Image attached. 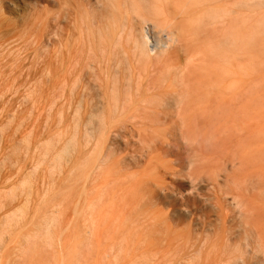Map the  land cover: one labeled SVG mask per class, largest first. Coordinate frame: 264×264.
I'll list each match as a JSON object with an SVG mask.
<instances>
[{
  "label": "rangeland",
  "instance_id": "obj_1",
  "mask_svg": "<svg viewBox=\"0 0 264 264\" xmlns=\"http://www.w3.org/2000/svg\"><path fill=\"white\" fill-rule=\"evenodd\" d=\"M139 1L140 5L137 4ZM131 3H134L133 9L139 8V12L151 20L149 24L153 27L154 15L150 14L151 11L150 17L148 12L146 13L148 5L142 4V0L138 2L132 0ZM162 4V9L167 8L165 2ZM64 6L67 7L63 5L60 13L55 0H0V264H167V262L179 264L178 257L175 259L177 254L174 253V257L169 253L171 250L166 247L165 241L169 235L165 237L162 228L156 230L153 227L152 230L155 222L151 218V210L148 212L140 201V206L143 207L141 209L135 202V195H132L134 196L132 198L127 192L125 196L127 206H122L124 203L121 193L122 180L117 178L119 165L131 162L133 158H140L147 152L144 158L153 157L152 153L158 148L162 149L164 145L172 143L171 140L175 138L173 126L171 128L169 123L152 125L153 123L149 121L151 125L148 122V125L147 123L145 125L136 120H127L125 123L121 122L124 123L121 125H117V120H112V124L103 123L104 127L97 121L96 124L90 123L89 116L96 104L90 99L98 93L95 85L99 83L94 84L91 80L92 84L89 81L86 75L88 69H85V66L83 68L85 60L82 58L79 66L83 69L81 72L83 76L78 77L79 83L76 85L78 91H82L83 99L85 95L82 107H76V103L72 106L61 103L62 99L58 96L60 94L55 92L57 91L55 60L57 40L66 37L67 30L70 29L68 20L65 19L69 7L64 8ZM79 7L81 8L80 11L78 10L79 26L83 25L81 30L86 31L85 27L89 26L90 33L97 35L95 23L99 22V18L97 19L99 14L98 9L95 8V1L93 0L91 5L86 4L84 8ZM73 9L74 6L69 11L72 12ZM130 13L129 18L135 16ZM93 19L96 21L94 22ZM219 21L217 27L211 31L214 38H212L214 46H211V51L216 48L215 46H217L216 50L218 49L212 53L208 52L211 53L209 57L216 54L214 58L211 57L212 60L206 56L208 53L205 55V50L204 55L199 53L192 63L195 65L191 64L192 68L190 67V72L185 73V77L175 73L178 70L174 67L173 61L172 67L167 66L169 71H166L169 73L163 71L159 73L160 76L153 75L151 79L148 78L143 82V87L155 86L159 83L158 79H162L160 87L163 86L167 90L178 83L176 87L181 84L179 88L184 85L182 88L195 89L208 84L207 88L220 91L215 97L211 96L212 98L208 99L209 104L207 103L211 104V107H216L217 118H214L212 123L201 125L210 129L223 127L222 134H217L220 139L217 141L219 142L217 152H220L227 142V156L236 158L240 155L235 161L237 163L235 169L238 170L236 173L255 181H263L261 183L264 184V138H262L264 137V67H260L258 62L253 60L254 57L248 56L250 61L246 57L248 62H245L247 68L244 67L241 71L239 69L242 67L237 68L239 63L233 58L235 52L230 51L231 49L228 51V47L224 48L225 50L219 49L217 44L226 34L225 31L231 30L232 23L230 24L228 20ZM126 40L124 42L130 44ZM226 50L230 52L233 60ZM223 51L227 54H223ZM219 54L224 56L221 58ZM226 56L236 64L237 70L233 62L232 64L226 61ZM179 61L181 67L186 63L183 59ZM232 71L236 73L232 75ZM180 75L182 83L177 79ZM209 76L213 77L211 78L213 84ZM176 79L179 81L176 82ZM215 79L218 80L217 87ZM105 80L109 83L111 81L107 78ZM71 83L72 86L73 82ZM221 87L226 90L224 93ZM226 92H228L227 96ZM217 95L220 97L218 98ZM213 98H216L217 104L222 105L221 109L218 108L219 105H215L216 100ZM220 101L223 103H219ZM98 126L103 127L101 133L97 131ZM105 126L111 127L104 132ZM117 126L120 128L119 134H117ZM221 138H225L226 142H222ZM160 156V165L170 160L164 159L163 154ZM239 158L242 159V165L238 163ZM157 161L158 159L154 160ZM153 170L152 167L136 170L133 181L140 183L141 179H151ZM188 187L189 185H185V189ZM201 190L206 195H212L214 191L204 184L201 185ZM261 195L260 199L263 200L264 192ZM226 198L223 203L225 211H229L227 207L232 204L231 196ZM258 205L264 208V200ZM231 206L230 209H233ZM182 213L184 211L177 206L175 216L178 217ZM145 217L150 221L153 220V223ZM158 217L162 219L164 216L159 214ZM51 220L55 221L54 224L50 222ZM141 224L143 226L149 224L148 226L151 227H143ZM140 227L148 230L145 231ZM138 229L141 232H137ZM130 233L131 235L135 233V236H131ZM155 239H159L158 243ZM154 242L157 244L152 247ZM119 244H123L122 251Z\"/></svg>",
  "mask_w": 264,
  "mask_h": 264
},
{
  "label": "bare ground",
  "instance_id": "obj_2",
  "mask_svg": "<svg viewBox=\"0 0 264 264\" xmlns=\"http://www.w3.org/2000/svg\"><path fill=\"white\" fill-rule=\"evenodd\" d=\"M92 1L55 0L57 10L60 13L63 5L69 7L65 19L68 20L70 29L67 30L66 37L63 36L57 40L55 60L57 68V91L55 92L60 94L58 96L62 99L61 103L68 106L76 103V107H82L85 95L83 99L82 91H78L76 86L79 83L78 77L82 78L83 76L81 73L83 69L79 66L82 58V60H85V62L83 61V68L85 66V69H88L86 75L89 81H94V84L99 83L95 85L98 93L94 96L90 95L92 96L90 100L96 103L95 109L89 116L88 121L90 123L97 121L101 126H103V123L108 125L112 120H117V125L124 124L127 120L140 121L145 125L148 121L152 122V125L155 123L158 125H160L159 123L163 125L169 123L171 128L173 126L175 136L171 140L172 143L167 146L164 145L162 149L158 148L154 153L151 152L154 154L153 157L144 158L148 154L147 152L144 156L138 157L139 159L133 158L130 160L131 162H125V164L123 163V165L117 167V178L122 180L121 193L124 202L122 206H127L125 196L129 193L132 198L134 197L132 195H135V202L139 206L143 202L141 204L146 210L148 212L151 210L150 213L152 214L150 215L155 222L152 230L153 227L156 230L162 228L164 231H162V234H166L165 237L169 235V238L167 237L166 241L163 240V243L164 241L167 242V249L175 250L169 253L172 255L177 254L174 257L175 259L178 257L179 264H264V208L258 205L264 200L260 199L261 194L264 192V184L261 183L263 181H255L250 177L243 176V174L236 173L237 163L235 161L240 155L236 158L227 156L228 147L225 138H221L222 142L226 143L223 147L221 146V151L217 152L216 149L219 147L217 141L220 140L217 134H222L223 127L217 129L211 127L210 129L201 125L202 123H212L215 120L214 118H217L216 107H211V104L208 105V99L212 98L211 96L215 97L220 91L215 90V88L212 90L211 87L207 88L206 85L208 84H205L206 87L203 85L195 89L182 88L184 86L182 84L183 86L179 88L181 84L176 87L178 83L175 84V87L171 88L170 86L167 90L162 85L160 87L162 79L157 80L159 86L155 84V86L152 85L151 87L150 85L149 87V83L146 81L148 87H143L145 80L168 70L169 67L167 66L172 67L171 63L173 61L175 62L174 67L178 70L175 69L177 71L175 73L178 75L182 74L184 76L187 71L190 72L195 57L199 53L203 54L204 50L206 55L211 51V46H214L212 45L213 34L211 31L217 27L216 24L220 23L219 20H228L230 24L232 23L230 25L231 30L229 32L224 30L226 34L221 35L223 37L217 44L219 49L228 47V51L231 49L230 51L235 52L233 58H235L236 63H239L237 68L242 67L239 69L240 71L244 69L246 57L249 60L248 56L254 57L253 60L257 61L260 67H264V0H142V4L149 7H145L147 8L146 13L149 14L151 11L150 14L154 15L152 16L154 19H152L154 21L153 27L149 24L151 20L140 13L139 8L135 7L133 9L134 6L132 5L134 3H131L132 0H94L95 8L98 9L99 14L97 19L99 18L98 21L100 22L99 25V22L95 23L98 36L96 33H90L89 26L85 27L86 31L81 30L83 25L82 27L79 26L78 15L81 9L79 6L84 8L86 4L91 5ZM162 2H165V5L167 4V8H164L166 11L161 8ZM137 4L140 5V1ZM72 5L74 9L71 12L69 9L73 7ZM67 7L64 6V8ZM152 9L154 13H152ZM130 12L135 14V16L132 15V19L129 18L131 16ZM214 33L216 32L214 31ZM214 36L216 35L214 34ZM125 40L129 41V46L124 42ZM203 46L205 49H201ZM215 47L217 48V46ZM216 48L212 51H217ZM225 53L223 51V54ZM202 54L200 55L202 56ZM210 54L208 53L206 56ZM215 55L212 54L211 57L214 58ZM220 56L222 58L224 55ZM228 56L232 58L230 52ZM211 57L209 58L212 60ZM229 57L226 56V61L230 59ZM182 59L184 62L186 61V63H183V67L179 63V60ZM197 59L199 60V58ZM228 61L231 62V60ZM231 63H229V66L234 62ZM166 73L169 72L166 71ZM235 73L233 72L232 75ZM179 77L177 79L180 80L182 76ZM209 77L212 81L211 78L213 77ZM105 78L114 81L109 83ZM177 79L176 82L179 81ZM216 81L218 80L215 79ZM71 82H73L72 86ZM180 83H182L181 80ZM215 84L217 87V82ZM223 88L221 87V89ZM225 91L223 89L222 93ZM227 93H225L226 96ZM223 97L224 95L222 99ZM213 99L216 100V98ZM58 100L60 102V98ZM215 102L213 100V105L218 103L217 100ZM219 106L218 108L221 109L222 105ZM165 108L167 109L165 110ZM101 126H98V129L96 127L97 131H103L104 126ZM109 127H106L104 132H106L105 130L108 131ZM119 129L117 126V134H119ZM149 150L152 151L153 149ZM160 154L164 155V159L170 160L160 165ZM155 155L158 157H155ZM156 159L158 161L154 162ZM241 162L242 159L239 158L238 163L242 165ZM150 167L154 169L151 179H141L140 183L139 181H133L136 170ZM239 167L241 168V166ZM127 183L129 184L127 185ZM203 184L208 189L214 190L212 195L202 193L201 185ZM185 185H189L188 189H185ZM227 196H231L230 202L232 204L230 206L232 205L231 207L236 212L230 209V206L227 207L229 211H225L223 202L226 201ZM177 206L186 214L182 213L176 217ZM145 213L144 215L147 216ZM159 214L164 217L160 219ZM145 218L148 219V217ZM148 225L144 226L151 227ZM136 228L138 227L136 226ZM147 228L144 230H148ZM138 230L136 231L141 232V230ZM127 231L129 232L130 228ZM144 234L146 233L144 232ZM133 236H135V233ZM142 237L140 236V238ZM143 239L144 237L142 241H144ZM156 244L154 242L152 247ZM136 245L139 246V244ZM118 246L122 248L123 244ZM143 255L145 256V254ZM140 257L139 260L142 261L143 258ZM30 260L32 261V258Z\"/></svg>",
  "mask_w": 264,
  "mask_h": 264
}]
</instances>
